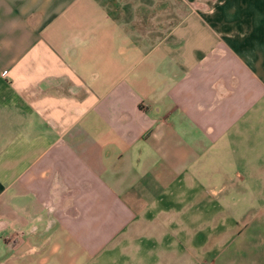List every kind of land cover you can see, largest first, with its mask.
Instances as JSON below:
<instances>
[{
  "label": "crops",
  "instance_id": "crops-1",
  "mask_svg": "<svg viewBox=\"0 0 264 264\" xmlns=\"http://www.w3.org/2000/svg\"><path fill=\"white\" fill-rule=\"evenodd\" d=\"M0 264H264V0H0Z\"/></svg>",
  "mask_w": 264,
  "mask_h": 264
}]
</instances>
